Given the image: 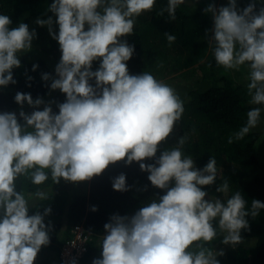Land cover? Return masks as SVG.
I'll use <instances>...</instances> for the list:
<instances>
[{"label":"clouds","instance_id":"1","mask_svg":"<svg viewBox=\"0 0 264 264\" xmlns=\"http://www.w3.org/2000/svg\"><path fill=\"white\" fill-rule=\"evenodd\" d=\"M184 3L167 0L158 15L167 12L175 20L177 7ZM155 4L156 0H52L48 11L55 19L35 21L47 26L58 42L56 76L44 73L42 79L51 80L50 88L59 89L65 100L53 112L41 98L17 92L18 105L44 104L43 109L31 113L21 109L19 119L12 112L0 113V264H34L41 247L50 242L51 225L44 217L51 208L29 215L30 206L40 208L35 201L49 199L48 192L38 188L26 197L17 190L21 177L33 185H42L49 177L52 183L79 182L100 175L111 163L135 161L148 173L151 185L164 191L130 217H110L103 225L100 258L92 264H220L216 257L223 251L206 245L222 236V243L234 247L242 241L241 230L249 228L246 216L255 218L264 209V202L257 199L246 207L240 191L226 200L205 199L203 186L216 183V159L210 157L197 168L183 151L186 136L156 155L181 120L184 102L172 86L150 72L129 74L126 62L134 46L122 39L133 35L136 18ZM203 11L212 14V27L205 35L215 63L226 70L247 66L249 103L264 106V6L257 10L252 0L238 9L236 0H228L227 6L209 4ZM11 24L8 15L0 14V86L16 83L12 70L21 66L19 55L31 50L36 37L26 23ZM165 36L169 45L176 40L175 35ZM96 60L99 67L93 71ZM261 111L251 108L246 124L228 143L255 128ZM145 159L154 163H144ZM112 188L128 190L123 173L113 178ZM215 191L228 193V180ZM91 210L96 211L95 206Z\"/></svg>","mask_w":264,"mask_h":264},{"label":"trees","instance_id":"2","mask_svg":"<svg viewBox=\"0 0 264 264\" xmlns=\"http://www.w3.org/2000/svg\"><path fill=\"white\" fill-rule=\"evenodd\" d=\"M228 0H185L176 9L175 20L168 18L167 12L158 15L166 7L167 0H156L154 8L136 18L133 35L122 37L134 46V54L127 67L129 74L150 72L158 80L172 86L184 102V112L174 127L173 133L160 144L156 153L175 145L180 136L187 141L183 151L191 155L195 166L202 168L210 157H215L217 167L216 183L203 186L208 193L205 199L220 198L226 200L235 191H240L251 206V200L264 202V164L259 160L256 141L264 134V106L249 103L247 91L249 82L247 66L239 70H226L217 66L212 52V44L205 32L212 27V14L203 10L209 5ZM52 0H0V14L8 15L12 21L10 27L19 22L26 23L29 31L33 29L36 37L32 40L30 51L21 53V66L13 68L15 84L0 86V113L12 112L19 119L22 109L25 113L42 110L44 104L36 108L26 102L21 106L15 100L17 92L28 93L35 100L41 98L50 103L53 112H58L57 104L65 100V94L59 89L50 88L51 80L44 81L42 74L48 73L55 78V66L60 59L58 42L49 35L47 26L35 23L37 18L47 19L53 13L48 11ZM252 0H236L237 8L243 9ZM257 10L264 6V0H255ZM226 4V5H227ZM54 31H57L54 27ZM165 33L175 35L176 40L169 45ZM211 34L210 32L208 33ZM162 63V67H158ZM37 65L33 70V65ZM99 67V60L93 61L92 70ZM191 69L201 70L198 78H190ZM30 78V79H29ZM242 78V79H241ZM94 84V80L90 81ZM253 107H261L258 125L251 129L241 140L229 137L246 124L247 112ZM144 163H154L145 159ZM222 169L220 174L218 169ZM123 173L126 177L127 191L112 188L113 178ZM148 173L141 171L137 162L126 165L123 160L111 163L92 179L69 184L61 179L52 183L51 177L42 185H33L27 178L17 181V190L26 197L38 188L48 192L49 199L35 201L39 209L29 207V215L34 211L43 213L44 207L51 212L44 217L46 225H51L50 242L42 246L34 264H62L59 256L61 246L74 236L75 226H81L88 234L87 250L79 264H92L100 258V241L106 234L103 225L109 222L113 214L132 216L145 203L163 195L164 191L151 185ZM227 179L228 193H218L216 186ZM78 183V184H77ZM95 206L96 211L91 208ZM248 229H242L244 240L234 247L222 243V236L206 246L215 251H223L216 257L220 264H264V209L253 218L246 216ZM195 247V245H193Z\"/></svg>","mask_w":264,"mask_h":264},{"label":"built area","instance_id":"3","mask_svg":"<svg viewBox=\"0 0 264 264\" xmlns=\"http://www.w3.org/2000/svg\"><path fill=\"white\" fill-rule=\"evenodd\" d=\"M89 240L88 234H85L81 226H76L74 236L67 239L61 246L59 256L62 264H79L80 259L87 250Z\"/></svg>","mask_w":264,"mask_h":264},{"label":"rangeland","instance_id":"4","mask_svg":"<svg viewBox=\"0 0 264 264\" xmlns=\"http://www.w3.org/2000/svg\"><path fill=\"white\" fill-rule=\"evenodd\" d=\"M217 4V7H220V6H227L226 4L227 3H224V1H220L219 3H216ZM201 73V70H197V69H191L189 75H190V78L193 79V78H198L199 74ZM242 79V78H241ZM263 117H264V114H262ZM264 121V118H261V124L263 123ZM264 130V129H263ZM256 147H257V151H258V156H259V160L264 164V134L263 135H260V137L257 139L256 141ZM219 173L222 174V169L219 168L218 169ZM76 182H69V184H74L75 185ZM78 184V183H77ZM76 227V226H75ZM242 237V235H241ZM244 240V237H242V241ZM241 241V242H242ZM227 245H230V244H227Z\"/></svg>","mask_w":264,"mask_h":264}]
</instances>
